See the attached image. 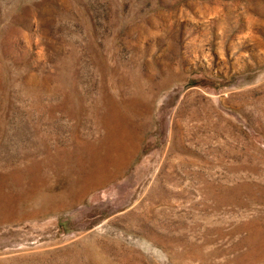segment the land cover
Listing matches in <instances>:
<instances>
[{
    "label": "rangeland",
    "instance_id": "374dc122",
    "mask_svg": "<svg viewBox=\"0 0 264 264\" xmlns=\"http://www.w3.org/2000/svg\"><path fill=\"white\" fill-rule=\"evenodd\" d=\"M0 264H264V0H0Z\"/></svg>",
    "mask_w": 264,
    "mask_h": 264
}]
</instances>
